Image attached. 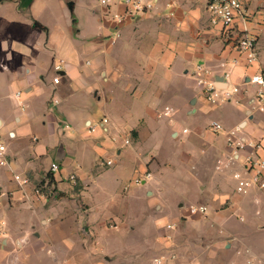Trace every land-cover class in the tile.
<instances>
[{"label": "crops", "instance_id": "0c3cea01", "mask_svg": "<svg viewBox=\"0 0 264 264\" xmlns=\"http://www.w3.org/2000/svg\"><path fill=\"white\" fill-rule=\"evenodd\" d=\"M94 1L91 26L77 30L75 2L0 0V264H32L42 249L47 264H264L237 256L233 240L249 237L222 220L252 208L248 193L234 191L242 164H229L226 132L210 128H240L261 144L246 149L264 159V111L250 81L264 72V0H242L227 29L212 23L205 0H155L133 14ZM243 34L256 38L251 64L238 49ZM198 64L220 88L239 87L237 102H208ZM104 118L106 130L92 132ZM14 174L30 182L20 186ZM256 189L250 232L264 226V190ZM186 198L207 213L191 214ZM73 220L77 230L63 232ZM39 221L45 234L16 252Z\"/></svg>", "mask_w": 264, "mask_h": 264}, {"label": "built area", "instance_id": "2783aa9c", "mask_svg": "<svg viewBox=\"0 0 264 264\" xmlns=\"http://www.w3.org/2000/svg\"><path fill=\"white\" fill-rule=\"evenodd\" d=\"M102 4L112 6L113 4H123L127 8V12L130 14L144 12L154 6L155 0H100ZM207 9L211 14V21L214 24H221L225 29L232 26L236 16L242 15L244 12L242 0H205ZM115 20L121 22L122 18L115 14ZM116 38L120 37L119 30L116 31ZM238 49L245 55L248 63H254L258 60V50L256 46V38L254 36L243 34L238 40ZM59 69V66H55ZM197 72L200 76L197 78V85L200 92L204 95L206 100L210 103H220L223 101H236L234 95L240 91V88L229 87L220 88L218 86V80L212 72L205 68L203 64L197 65ZM229 77V74H226ZM250 81L256 84L258 87L257 96L259 99V109L264 111V72H258L250 77ZM20 94V93H17ZM166 112L170 111L169 107H166ZM108 123V118H104L101 122L90 126L92 132L101 129L106 130L105 124ZM210 128L215 133L226 132L227 143L231 148L229 156V164L241 163L242 168L234 171L233 178L235 180L234 191L237 194H247L253 187L264 190V159L257 156L253 150H247V147L252 149L261 147L260 143H251L240 134L241 129L235 128L232 130H226L224 126L218 121H212ZM183 132H188L187 128L183 129ZM125 143H130V139L126 138ZM6 152V146L0 139V155ZM1 164H5V160L0 161ZM109 165L112 162L107 160ZM60 165L57 162H53L50 165L51 172H58ZM72 179L75 176L71 177ZM14 180L20 185L25 186L30 182L27 176L21 174H14ZM143 182L142 177H136L133 180L134 184H141ZM37 194H42L39 188H35ZM189 212L191 214L207 213V207L205 205H190ZM168 225V228H171ZM164 258L158 257L156 262H162ZM248 264H263L259 258H254L248 261Z\"/></svg>", "mask_w": 264, "mask_h": 264}, {"label": "rangeland", "instance_id": "374dc122", "mask_svg": "<svg viewBox=\"0 0 264 264\" xmlns=\"http://www.w3.org/2000/svg\"><path fill=\"white\" fill-rule=\"evenodd\" d=\"M54 1H56V3L58 2V0H54ZM93 1L94 0H68L69 3H73V2L76 3L75 8H74L73 18L74 19L79 18V20H80V25L75 24L77 30L81 29V27H82V30H84V29H86L87 26H91V25H89V22L87 20V16L91 12V8L98 6V4L95 1L94 2ZM91 30L94 31L95 29L93 28ZM256 190H257L256 188L251 189L245 198L246 203H248V206L250 208H252L251 211H248V213H243V214H241L240 212H236V211H234V212L232 211L229 213L227 212L226 216H224L222 218V220H226L228 223L231 222L230 227L232 228L231 229L232 234L233 233L239 234L240 233L238 230V227H239L241 229L240 231L246 235V238L249 237V239L246 241H241V242L237 241L238 243L235 240H233L234 244H237V247L235 248V252H236L237 256L238 255L240 256V253L241 254L245 253V255H247L246 257H248L249 253H252V254H255V255L262 257L264 259V226L262 227L259 225H255V223H254V224H252V227H250L251 232L248 231V229H247L248 223L250 221L258 220V218L255 214V209H256V207L259 208V206L256 205L253 200H251L252 196H253L254 192H256ZM257 192H260V191L257 190ZM191 201L192 200H189L186 198L184 200L185 207L189 206ZM250 205H252L253 207H251ZM228 206H230V204L229 205L227 204V207ZM260 206L262 207L263 219H264V206L263 205H260ZM207 217H209V215H207ZM53 218H54V221H52L51 224H54L55 222H57L59 220L58 218H57L58 220H56L55 217H53ZM66 225L70 226V228L63 224V230H64L63 232H70L72 229L77 230V222H75L74 220L70 221V222H66ZM44 231L45 230L43 229V226H42L41 222L39 221L38 225H36V227L33 228L29 232V235L27 234L23 237V239H24L23 241L17 242V246L15 247L16 252H21V249H22V246L20 244L21 242L24 244H29V241L32 242L31 240H33V239L36 240L35 238L37 236H36L35 232H38L39 234H41V233L45 234ZM51 231H52V229H51ZM52 235L55 238L59 237V233H57V232H53ZM26 239L28 241H26ZM228 239H231V235H228L226 238H224L225 241ZM23 252L27 253L29 251H27V249L25 248L23 250ZM24 259H27L26 255L24 256ZM49 261H50V257L47 256L45 249L40 250L37 255H33L31 258H29V262H31L32 264H47Z\"/></svg>", "mask_w": 264, "mask_h": 264}, {"label": "water", "instance_id": "95a60500", "mask_svg": "<svg viewBox=\"0 0 264 264\" xmlns=\"http://www.w3.org/2000/svg\"><path fill=\"white\" fill-rule=\"evenodd\" d=\"M218 80V79H217Z\"/></svg>", "mask_w": 264, "mask_h": 264}]
</instances>
